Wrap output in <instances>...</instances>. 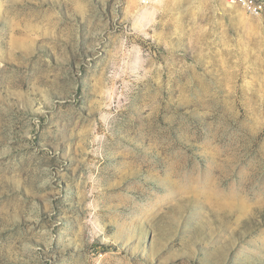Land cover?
Returning a JSON list of instances; mask_svg holds the SVG:
<instances>
[{"label":"rangeland","instance_id":"1","mask_svg":"<svg viewBox=\"0 0 264 264\" xmlns=\"http://www.w3.org/2000/svg\"><path fill=\"white\" fill-rule=\"evenodd\" d=\"M233 6L0 0V264H264V14Z\"/></svg>","mask_w":264,"mask_h":264},{"label":"built area","instance_id":"2","mask_svg":"<svg viewBox=\"0 0 264 264\" xmlns=\"http://www.w3.org/2000/svg\"><path fill=\"white\" fill-rule=\"evenodd\" d=\"M230 5H237L253 17L264 14V0H222Z\"/></svg>","mask_w":264,"mask_h":264},{"label":"bare ground","instance_id":"3","mask_svg":"<svg viewBox=\"0 0 264 264\" xmlns=\"http://www.w3.org/2000/svg\"><path fill=\"white\" fill-rule=\"evenodd\" d=\"M229 8H231L232 10H236V8L233 5H230V4H229Z\"/></svg>","mask_w":264,"mask_h":264}]
</instances>
